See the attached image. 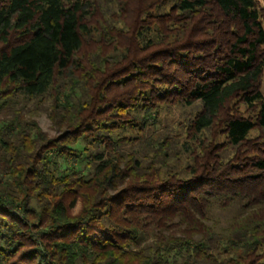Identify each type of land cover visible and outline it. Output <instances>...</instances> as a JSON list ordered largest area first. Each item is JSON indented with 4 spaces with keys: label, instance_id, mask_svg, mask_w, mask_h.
Returning <instances> with one entry per match:
<instances>
[{
    "label": "trees",
    "instance_id": "trees-1",
    "mask_svg": "<svg viewBox=\"0 0 264 264\" xmlns=\"http://www.w3.org/2000/svg\"><path fill=\"white\" fill-rule=\"evenodd\" d=\"M263 71L257 0H0V264H264Z\"/></svg>",
    "mask_w": 264,
    "mask_h": 264
},
{
    "label": "rangeland",
    "instance_id": "rangeland-1",
    "mask_svg": "<svg viewBox=\"0 0 264 264\" xmlns=\"http://www.w3.org/2000/svg\"><path fill=\"white\" fill-rule=\"evenodd\" d=\"M259 1V4L261 6H264V0H257ZM261 91L262 94L264 95V71H263V76H262V85H261ZM45 107L48 106V102L46 104H44ZM243 110V108H241ZM193 111L191 109H181L178 107L175 108H171V111H168L167 115H166V119L169 121V123L175 122L176 123H181L184 121V118H188L189 114H191ZM35 118L37 119L38 123L40 124L41 128L51 137V138H57L60 133L54 129V127L52 126V123L48 117V113L45 110H41L39 111V113H37V115L35 116ZM259 134V132H255L253 134V137H256ZM79 210V206L76 207L75 212H78ZM232 213L231 211L227 212V213H221L220 214V225L221 226H226L228 220L232 217ZM99 237L104 236L102 233H98Z\"/></svg>",
    "mask_w": 264,
    "mask_h": 264
}]
</instances>
